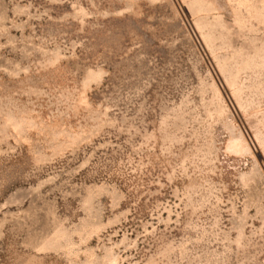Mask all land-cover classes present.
I'll use <instances>...</instances> for the list:
<instances>
[{
    "label": "rangeland",
    "instance_id": "rangeland-1",
    "mask_svg": "<svg viewBox=\"0 0 264 264\" xmlns=\"http://www.w3.org/2000/svg\"><path fill=\"white\" fill-rule=\"evenodd\" d=\"M0 264H264V0H0Z\"/></svg>",
    "mask_w": 264,
    "mask_h": 264
}]
</instances>
